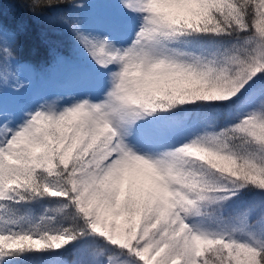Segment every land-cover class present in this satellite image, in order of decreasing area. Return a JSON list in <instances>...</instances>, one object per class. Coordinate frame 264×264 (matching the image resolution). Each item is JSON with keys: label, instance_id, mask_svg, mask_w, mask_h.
Here are the masks:
<instances>
[{"label": "snow or ice", "instance_id": "snow-or-ice-1", "mask_svg": "<svg viewBox=\"0 0 264 264\" xmlns=\"http://www.w3.org/2000/svg\"><path fill=\"white\" fill-rule=\"evenodd\" d=\"M21 2L83 59L29 98L0 23V264H264V0Z\"/></svg>", "mask_w": 264, "mask_h": 264}, {"label": "trees", "instance_id": "trees-1", "mask_svg": "<svg viewBox=\"0 0 264 264\" xmlns=\"http://www.w3.org/2000/svg\"><path fill=\"white\" fill-rule=\"evenodd\" d=\"M86 3L88 0H72ZM70 16L80 10L67 6L60 9ZM51 15V14H49ZM0 23L19 37V56L22 64L30 65L33 80L42 92L57 89L63 74L75 72L83 59V51L58 17L51 20L31 15L21 0H0ZM19 74V81L21 80ZM66 92V89H60ZM72 257L71 252L66 258Z\"/></svg>", "mask_w": 264, "mask_h": 264}, {"label": "rangeland", "instance_id": "rangeland-1", "mask_svg": "<svg viewBox=\"0 0 264 264\" xmlns=\"http://www.w3.org/2000/svg\"><path fill=\"white\" fill-rule=\"evenodd\" d=\"M74 72L68 71L67 73L63 74V78L60 79L62 83L58 84L57 89L48 90L47 92H42V90L37 87V84L33 80V74L29 69L23 70L20 72L21 76V83H24L26 87L23 90V94L28 96L32 99H38L42 96H53L55 97L56 94L63 93L60 89H66L64 87L65 82L72 76ZM68 91V89H66ZM67 259V258H66ZM73 259V256L70 259H67L69 262Z\"/></svg>", "mask_w": 264, "mask_h": 264}]
</instances>
